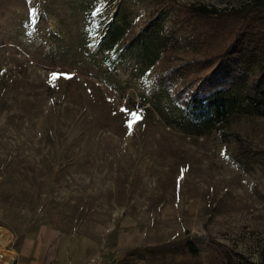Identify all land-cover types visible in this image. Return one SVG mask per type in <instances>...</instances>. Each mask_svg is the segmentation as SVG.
Listing matches in <instances>:
<instances>
[{"label": "rangeland", "instance_id": "obj_1", "mask_svg": "<svg viewBox=\"0 0 264 264\" xmlns=\"http://www.w3.org/2000/svg\"><path fill=\"white\" fill-rule=\"evenodd\" d=\"M232 79L264 85V0H0V264H264V114L159 110Z\"/></svg>", "mask_w": 264, "mask_h": 264}, {"label": "trees", "instance_id": "obj_2", "mask_svg": "<svg viewBox=\"0 0 264 264\" xmlns=\"http://www.w3.org/2000/svg\"><path fill=\"white\" fill-rule=\"evenodd\" d=\"M196 10L208 14L214 9L201 5ZM123 37L124 28L121 25L114 24L108 27L105 36L100 39L98 50L106 49L110 53L117 51L122 46ZM106 62L112 61L107 59ZM240 105L264 114V85L256 84L249 92H241L235 90L232 79L227 85L214 86L202 95H192L183 105H175V113L170 112L167 115L163 110H159L169 123H180L186 131L202 134L215 124L225 121L230 111ZM187 246L191 250L196 249L191 241L187 242Z\"/></svg>", "mask_w": 264, "mask_h": 264}, {"label": "bare ground", "instance_id": "obj_3", "mask_svg": "<svg viewBox=\"0 0 264 264\" xmlns=\"http://www.w3.org/2000/svg\"><path fill=\"white\" fill-rule=\"evenodd\" d=\"M13 259H15L13 255H4V261L6 262V264H11L13 262Z\"/></svg>", "mask_w": 264, "mask_h": 264}, {"label": "snow or ice", "instance_id": "obj_4", "mask_svg": "<svg viewBox=\"0 0 264 264\" xmlns=\"http://www.w3.org/2000/svg\"><path fill=\"white\" fill-rule=\"evenodd\" d=\"M53 78H55V75H54ZM122 111H123V109H122ZM132 123H133V122H131V121L129 122V125H128L129 129H131Z\"/></svg>", "mask_w": 264, "mask_h": 264}, {"label": "crops", "instance_id": "obj_5", "mask_svg": "<svg viewBox=\"0 0 264 264\" xmlns=\"http://www.w3.org/2000/svg\"><path fill=\"white\" fill-rule=\"evenodd\" d=\"M60 264H69L68 262L65 263L63 260L59 262Z\"/></svg>", "mask_w": 264, "mask_h": 264}]
</instances>
